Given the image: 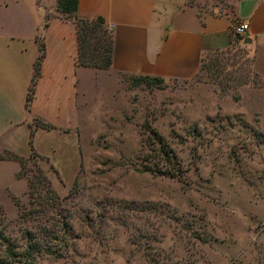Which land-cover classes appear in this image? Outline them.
Here are the masks:
<instances>
[{
  "label": "rangeland",
  "instance_id": "obj_1",
  "mask_svg": "<svg viewBox=\"0 0 264 264\" xmlns=\"http://www.w3.org/2000/svg\"><path fill=\"white\" fill-rule=\"evenodd\" d=\"M88 33L87 57L103 61L106 33ZM253 61L237 40L190 79L101 71L108 86L92 87L78 172L33 145L37 155L19 156L24 185L0 189V258L32 236L49 250L30 264H264V81Z\"/></svg>",
  "mask_w": 264,
  "mask_h": 264
},
{
  "label": "crops",
  "instance_id": "obj_2",
  "mask_svg": "<svg viewBox=\"0 0 264 264\" xmlns=\"http://www.w3.org/2000/svg\"><path fill=\"white\" fill-rule=\"evenodd\" d=\"M78 18L102 19L112 37L107 69L80 63ZM240 22L247 28L237 34ZM237 36L251 40L244 43L264 81V0H78L73 15L62 13L58 0H0V154L28 156L33 130L35 150L76 173L92 87L108 86L101 71L190 79L207 54L228 50ZM41 43L45 53L28 105ZM38 119L51 126H37ZM20 168L19 160L0 156V189L24 185Z\"/></svg>",
  "mask_w": 264,
  "mask_h": 264
},
{
  "label": "trees",
  "instance_id": "obj_3",
  "mask_svg": "<svg viewBox=\"0 0 264 264\" xmlns=\"http://www.w3.org/2000/svg\"><path fill=\"white\" fill-rule=\"evenodd\" d=\"M58 9L66 14V15H73L76 14L77 9H78V0H58ZM96 22L95 25H93L92 23ZM82 23L84 25L83 28H81L80 24ZM77 24H78V48H79V61L80 63L84 64V65H88V66H94V67H98V68H108L111 64V58H112V37L111 35L108 34V32H106L102 26V19L98 18L95 20H85L82 18H78L77 20ZM91 26H99L100 28L103 29V31L106 33L105 36L103 37V39L98 42V47H99V53L103 59L100 60V62H96V63H91L90 62V58L87 57L86 55V48L87 46H93L95 44V42H91L90 38H92L91 34L88 33V29ZM91 33H94V29L91 30ZM242 39V37L237 36L236 37V41ZM41 52L35 62V68H34V76H33V80L29 89V93H28V105L30 103V100L33 97V93H34V88H35V83L36 80L40 74V64H41V60L44 57V53H45V48H44V43H41ZM217 52H221V51H217ZM144 77H151V76H144ZM156 79L162 80V78H158V77H154ZM39 124H37L38 126ZM43 127H50L51 125L48 123H43L42 125ZM32 138H33V130L31 132V147H32V152L31 155L29 157H31L32 155H37V153L35 152V150L33 149V142H32ZM7 153V157L9 158H14L19 160L20 164H21V168L24 167V158L26 157H19L15 154H13L12 152H6ZM1 157H3V154H0ZM166 156L168 158V160H171V154L170 153H166ZM6 157V156H4ZM28 157V158H29ZM166 173H169L171 175H174V172H168L166 171ZM31 194V192H30ZM3 239H7L6 237L3 236ZM34 237H30L29 239H27L26 241V246L24 248V250L22 251H17L14 250L13 248L10 247V243L6 244V249H5V253L3 254V256L0 258V264H10V261L15 260L18 264H30L36 257L35 255V251L36 252H41L43 251L42 249L44 248L45 250H49V247L46 246V243L44 244L40 239H35Z\"/></svg>",
  "mask_w": 264,
  "mask_h": 264
},
{
  "label": "built area",
  "instance_id": "obj_4",
  "mask_svg": "<svg viewBox=\"0 0 264 264\" xmlns=\"http://www.w3.org/2000/svg\"><path fill=\"white\" fill-rule=\"evenodd\" d=\"M246 28H247L246 22H240L236 24V26L234 27V32L237 34H242L246 30Z\"/></svg>",
  "mask_w": 264,
  "mask_h": 264
},
{
  "label": "water",
  "instance_id": "obj_5",
  "mask_svg": "<svg viewBox=\"0 0 264 264\" xmlns=\"http://www.w3.org/2000/svg\"><path fill=\"white\" fill-rule=\"evenodd\" d=\"M250 39L249 38H246L245 40H244V42H246V43H250Z\"/></svg>",
  "mask_w": 264,
  "mask_h": 264
}]
</instances>
